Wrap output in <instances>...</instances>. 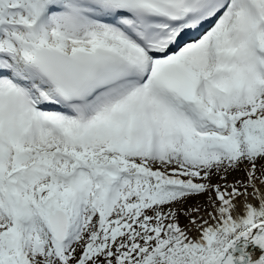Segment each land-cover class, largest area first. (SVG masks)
<instances>
[{"label": "snow or ice", "instance_id": "snow-or-ice-1", "mask_svg": "<svg viewBox=\"0 0 264 264\" xmlns=\"http://www.w3.org/2000/svg\"><path fill=\"white\" fill-rule=\"evenodd\" d=\"M0 264H264V0H0Z\"/></svg>", "mask_w": 264, "mask_h": 264}]
</instances>
